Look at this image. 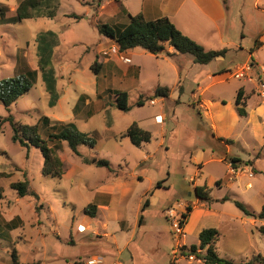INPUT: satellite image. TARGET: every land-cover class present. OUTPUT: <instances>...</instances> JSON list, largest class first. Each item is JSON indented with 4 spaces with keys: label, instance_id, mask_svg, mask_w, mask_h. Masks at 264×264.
Returning a JSON list of instances; mask_svg holds the SVG:
<instances>
[{
    "label": "rangeland",
    "instance_id": "374dc122",
    "mask_svg": "<svg viewBox=\"0 0 264 264\" xmlns=\"http://www.w3.org/2000/svg\"><path fill=\"white\" fill-rule=\"evenodd\" d=\"M20 1L0 0V8L7 18L15 16ZM98 1L59 0L56 14L50 19L6 23L0 15V81L30 72L32 82L31 88L8 109L0 103V264H11L13 249L19 262L24 264L31 263L32 259L40 264H85L96 257L102 259V264H201L194 256L183 255L188 248L185 243L194 244L196 238L190 234L185 239L183 235L176 238L172 219L166 211L172 209L176 219L185 212L186 206L193 208L202 203L194 194L188 196L187 187L191 190L196 184L209 187L212 177L221 179L222 188L213 187L211 196L230 197L221 206L224 215L218 224L217 250L227 259L252 260L259 242L264 245V224L258 229L250 225V217L234 201L251 204V209H254L253 203L264 201V151L256 158L242 153L236 146L231 147L232 152L236 150L245 162L253 164L254 178L245 174L233 180L238 168L233 174L227 170L226 176L222 164L213 162L205 163L201 172H195L196 166L188 160L189 152L199 149L204 151L205 159L209 158L210 153L205 149L211 142L209 134L198 130L196 104L189 99L190 91L196 88L192 80L194 72L189 71L181 80L184 90L181 103L177 102L172 80L167 79L172 88L168 98L157 97L152 103L137 106L138 95L145 98L154 92L150 83L154 79L150 57H141L140 81L134 86L119 80L118 75L114 76L105 67L95 73L92 65L97 62L101 66V61L109 58L103 52L111 45L96 25L106 23L115 30L120 29L128 22L127 12H137L138 0H101L97 5ZM228 7L229 21L224 24L223 34L234 39L235 47L225 57L214 60L213 66L227 68L242 64L251 52V60L264 67V0H228ZM48 31L55 34L56 41L50 57L43 63L44 75L53 80L58 95L53 106L49 105L50 95L38 66L41 53L38 54L37 48L39 44L49 43V40H39L38 35ZM187 58L191 56L184 55L182 62ZM168 62L177 64L174 59ZM253 68L246 64L230 73L234 77L240 72L241 77L237 79L245 77L246 82L253 83V94L264 105V68H256L254 75L243 74ZM229 85L223 87L227 97L233 93ZM120 91L127 93L128 112L113 106L112 99ZM162 106L167 110L173 108L178 122L173 120L170 110L165 112L167 119L163 124L155 122V114L164 110L160 109ZM133 122L142 129L146 127L151 134L148 144L136 147L124 136ZM15 124L37 125V133L45 141L59 125H70L78 133L92 137L96 145L94 148L79 146L80 156H77L66 142H60L57 154L63 163L64 176L43 175L40 150L35 142L22 136ZM212 149L215 157L221 155L219 149L214 146ZM96 158L105 159L114 173L83 161L92 162ZM115 173L135 182L122 209L126 229L123 226L120 229L112 219H100V214L93 218L85 213L89 205H94L97 189L114 178ZM138 176L142 177L141 181H136ZM165 178L167 190L151 194L150 204L143 212L145 223L138 228L136 221L142 202L149 198L153 184ZM24 180L29 194L18 197L11 183ZM227 182L231 184L230 194H225ZM246 182L251 183V188H245ZM146 191L148 194L144 196ZM168 201L171 205L163 211L164 219L160 211ZM256 220L257 224L264 223V219ZM79 224L89 227L78 232Z\"/></svg>",
    "mask_w": 264,
    "mask_h": 264
},
{
    "label": "crops",
    "instance_id": "0c3cea01",
    "mask_svg": "<svg viewBox=\"0 0 264 264\" xmlns=\"http://www.w3.org/2000/svg\"><path fill=\"white\" fill-rule=\"evenodd\" d=\"M228 8V0H224V2L223 0H138V9L134 14L141 13L146 20H153L163 16L167 17L182 34L201 45L205 50L226 48L229 51L231 47H235V41L234 39H229L225 34H223L224 24L229 21ZM5 13L6 12L3 11L1 16V20L3 22L8 23L13 19V17H15L13 16L11 18H7ZM108 40L111 43V47H117L114 41L110 39ZM213 44H217L218 47H214ZM239 49H242V47ZM167 52L170 54L173 53L171 48H167ZM122 53L130 59V63L126 64L119 59L118 55L110 54L107 60L101 61L100 67H105V69L110 70L114 76L118 75L119 80L125 83L129 82L131 83V86H134L140 81V74L142 71L141 57H150L153 60L152 67L154 72V79L150 82L151 86H153L154 90L157 87H167L169 89V96L172 88H176L177 91L175 96L177 97V102L179 103L182 102L181 100H183L182 98L184 96L181 80L189 71L194 72L192 80L196 85V88H193L190 91L189 99L192 100V103L196 104L197 116L200 120V122L197 123L198 130L205 131L207 134H209V142H211V146L205 149L207 150V153H210L209 158L205 159V154L203 153L204 151L199 149L189 152L188 160L189 163H193L196 166L195 172H201L205 163L208 164L213 162L222 164L225 170L224 172L227 176V170L229 172V164L226 160H229V158H236L239 160V163H236V168H238L239 171H237L236 175H234L233 180L245 174H248L251 176V178H254V172L252 169L253 164H251L250 161L245 162V159H242L238 154L235 153L236 150L234 152L231 151V147L236 146L242 153L252 155L256 158L262 151H264V105L260 104L253 94V83L251 84L246 82L247 80L245 77H243V75V78L237 79L234 78L230 73V71L234 70L236 67L245 66L246 64H248V66L252 65L254 68L251 70V72H243V74L246 73L249 75H254L256 68H264L262 65H259L257 61L251 60V52H249V58L244 63L235 64L233 67L227 68H217L213 66L214 61L207 65L195 64L193 63L192 58H187V60H185L186 62H182L184 55L173 54L170 57H166L164 55L155 56L147 53L139 47L128 49ZM172 59L176 60L177 64L168 62L172 61ZM167 79L172 80V86L174 87L169 88V84L166 81ZM229 83H231V85H229ZM225 85H229L233 89V93L229 97H227L223 91V87ZM239 89L241 90L240 98L244 102L243 105L237 104L235 102ZM139 97L142 96L138 95V98ZM114 98L112 99L113 101ZM149 102H154V100L152 99L151 101H147L145 103ZM85 104L86 103H84V105ZM239 108L244 110L243 116L238 114L237 109ZM160 109L164 110L155 114V122L163 124L167 119L166 113L169 110L172 112L173 120L178 122L173 108L167 110V108L165 109V107L162 106ZM110 126V124H106L105 127L110 128ZM145 129L146 127L143 130ZM161 130H163V127H161ZM92 134L98 135L97 132ZM227 141L230 143H227ZM212 146L221 151V155L219 157H215ZM96 159H94L91 164H93ZM110 173H114V170ZM262 175L264 176V173ZM112 176H114V178L112 177L108 181L103 182V185H101L95 193L93 203L96 206V210L93 218L99 216L100 214V219L103 220L102 217H104V219H112L120 226V229H126V227H124L125 217L123 216L122 209L125 206L124 204L127 198L131 195L135 182L132 179L118 177L119 175L116 173L112 174ZM218 179V177H212L208 185L209 187L206 186L213 201H211L209 204L202 202L199 205L191 208V211L188 214L186 222L183 226L184 239L186 238L187 234L193 235L194 238H196V243L191 245L198 244V234L203 229L214 228L217 230L218 224L221 222L220 216L224 215L221 206L222 203L230 200V197H227V195H221L219 197L211 196V194H213V187L218 189L222 188V181L221 179ZM141 180L142 177L138 176L136 181ZM165 181L166 178L157 181L161 182V187L158 189H154V186L157 182L153 184L150 189L152 190V193L149 195V202L147 206L150 204L151 194L157 193L161 189L167 190L166 184L164 183ZM196 186L202 185L196 184L192 186V190L191 187H187L188 196L194 194V187ZM230 186L231 184L229 182L225 184V194H230ZM245 188H251V183L246 182ZM146 194H148V191L145 192L144 196ZM232 194L234 193L232 192ZM223 198H227V200L222 201ZM245 204L247 205L245 206L256 215L260 212L262 206L264 205V201L255 202V204L253 203L254 209L250 208L251 204ZM142 205L140 206V215L142 214V221L140 224L138 223L140 215L136 221V226L138 228L143 227L145 223L143 212H145V210L148 208L146 206V208L141 211ZM170 205L171 203L168 201V203H164L161 207L160 213L163 218V211ZM242 219L243 218H241V220ZM256 219L258 218L250 217L249 223L258 229L259 225L264 223L260 221L259 224H257ZM102 226L105 228V223H102ZM88 227L89 225L83 226L82 224H79L77 226V231L80 232L81 229H86ZM102 231H104V234H106L104 229H102ZM106 237H108L107 234ZM110 242L115 244L113 240H110ZM218 242L219 241L216 243V251L218 255L227 259L226 257L221 256V254L218 252ZM185 245L188 247L191 246L187 245L186 243ZM257 255H260L263 261L256 258ZM252 260L254 261V264H264L263 243L259 242L258 248L253 251ZM33 261L34 260L32 259L30 262ZM239 261H247V259L245 258ZM38 263L40 264V261Z\"/></svg>",
    "mask_w": 264,
    "mask_h": 264
},
{
    "label": "trees",
    "instance_id": "16d2710c",
    "mask_svg": "<svg viewBox=\"0 0 264 264\" xmlns=\"http://www.w3.org/2000/svg\"><path fill=\"white\" fill-rule=\"evenodd\" d=\"M101 0L97 5H100ZM224 2V0H223ZM59 4V0H21L16 9L15 17L13 21H22L26 19L37 18H53L56 14V10ZM3 10L0 8V15L2 16ZM128 22L122 25L120 29L115 30L109 24L96 25L98 32L105 38L111 39L117 45L119 52H125L128 49L139 47L152 55L158 56L163 54L166 57H170L173 54L189 55L192 58L193 63L199 65H207L217 58L225 57L228 49L221 48L216 50H205L201 45L197 44L187 36L182 34L167 17H159L153 20H146L141 13L129 14L127 13ZM2 18V17H1ZM55 34L53 32H45L38 35L39 40H49L46 46L39 44L37 50L38 54L41 53L38 66L43 71V80L46 83V91L50 95L49 105L53 106L58 95L54 91L53 80L44 75V66L46 58H49L52 52V48L56 45L54 40ZM167 48L172 49V54L167 52ZM100 64L94 62L92 69L95 73L99 71ZM30 72L25 76L11 77L0 81V103L8 109L19 97L25 94L32 86ZM240 89L237 92L235 102L243 105V100L240 98ZM169 96V89L167 87H157L152 96L146 98L139 97L136 101L137 106L144 105L145 102L151 101L154 98H166ZM113 106L122 111L128 112L130 106L127 103V94L125 92H119L115 95ZM239 115H244L242 108L237 109ZM44 122H48L46 117H43ZM20 130L24 138L30 139L32 143L35 142V146L41 152L43 158V166L41 173L43 175H50L52 177L60 178L63 175V163L60 160L57 151L59 149L58 144L60 142H66L71 152L77 156H80L78 147L81 145H89L93 148L95 141L92 137L83 133H78L70 125H59L55 133H51L48 136V141L42 140L37 133V125L26 126L16 125ZM16 133V129L14 130ZM124 136L128 138L133 146L140 147L142 144L150 142L151 134L140 128L136 123H132L126 129ZM14 135V140L16 139ZM55 143L54 146H49L48 143ZM227 143H230L227 141ZM232 163V167L236 168V163L239 160L236 158H229ZM84 163H91L90 160L83 159ZM97 167H104L109 172L113 170L110 164L105 160L98 158L93 163ZM27 181H16L11 183V188L16 192L18 197H24L29 194L27 188ZM161 187V182H157L154 189ZM150 195V194H149ZM194 195L201 202L211 203L213 201L210 197L209 190L206 186L194 187ZM227 200L223 198L222 201ZM148 198H145L141 211L148 205ZM234 205L240 209L244 215L250 217H256L258 219H264V205L262 206L258 214H254L249 211L244 204L234 201ZM96 210L95 205H89L85 210V213L94 216ZM191 208L186 206L185 212L181 214L180 225L183 227ZM142 221V215L139 216L138 223ZM219 239V232L214 228L203 229L198 234V244L191 245L187 248L186 252H183L184 256H194L201 264H254L253 260L250 261H233L222 258L216 251V243ZM256 258L263 261L260 255ZM11 264H24L19 262L18 254L15 249L10 254ZM25 264H39L38 262H31ZM172 264H175L172 262Z\"/></svg>",
    "mask_w": 264,
    "mask_h": 264
},
{
    "label": "built area",
    "instance_id": "2783aa9c",
    "mask_svg": "<svg viewBox=\"0 0 264 264\" xmlns=\"http://www.w3.org/2000/svg\"><path fill=\"white\" fill-rule=\"evenodd\" d=\"M110 54L118 55L119 59L126 64L130 63V59L128 57H126L122 52H119L118 48L116 46H112V47L110 46V48H108L107 51L103 52V55H110ZM234 77H236V78L241 77V73L236 72L234 74ZM229 165H230L229 172H231L232 174L236 173V169L232 167V164H229ZM166 213H167V217L172 219L171 228H172L174 234L176 235V238L179 237L180 235L184 236L183 227L180 225L181 216L179 218L175 219L174 218L175 212L172 209L167 210ZM189 257L192 258L193 256H189ZM85 264H102V259L99 257L88 259L85 262ZM115 264H122V263L116 262Z\"/></svg>",
    "mask_w": 264,
    "mask_h": 264
},
{
    "label": "bare ground",
    "instance_id": "6f19581e",
    "mask_svg": "<svg viewBox=\"0 0 264 264\" xmlns=\"http://www.w3.org/2000/svg\"><path fill=\"white\" fill-rule=\"evenodd\" d=\"M158 122H159V120H158Z\"/></svg>",
    "mask_w": 264,
    "mask_h": 264
}]
</instances>
